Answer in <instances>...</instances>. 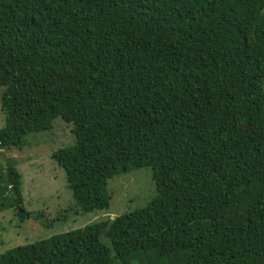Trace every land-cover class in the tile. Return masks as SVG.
Returning <instances> with one entry per match:
<instances>
[{
    "label": "trees",
    "instance_id": "trees-1",
    "mask_svg": "<svg viewBox=\"0 0 264 264\" xmlns=\"http://www.w3.org/2000/svg\"><path fill=\"white\" fill-rule=\"evenodd\" d=\"M264 0H0V149L61 118L75 209L150 168L145 206L0 253V264H264ZM14 160L1 208L30 217ZM9 191V194L6 193ZM40 218L42 212L34 214Z\"/></svg>",
    "mask_w": 264,
    "mask_h": 264
},
{
    "label": "rangeland",
    "instance_id": "rangeland-1",
    "mask_svg": "<svg viewBox=\"0 0 264 264\" xmlns=\"http://www.w3.org/2000/svg\"><path fill=\"white\" fill-rule=\"evenodd\" d=\"M0 86V95L2 92ZM5 114L0 103V128ZM72 125L57 117L48 130L31 133L18 149H0V165L14 160L21 174V199L30 217L20 220L13 207L0 209V253L99 219L113 218L145 206L157 194L150 168H136L107 180L109 207L82 213L75 209L64 170L52 152L75 142ZM9 194V191L6 193ZM2 200L0 199V208ZM36 212L42 216H34Z\"/></svg>",
    "mask_w": 264,
    "mask_h": 264
},
{
    "label": "water",
    "instance_id": "water-1",
    "mask_svg": "<svg viewBox=\"0 0 264 264\" xmlns=\"http://www.w3.org/2000/svg\"><path fill=\"white\" fill-rule=\"evenodd\" d=\"M263 10H264V8H263Z\"/></svg>",
    "mask_w": 264,
    "mask_h": 264
}]
</instances>
